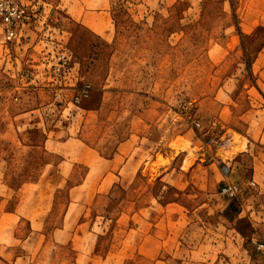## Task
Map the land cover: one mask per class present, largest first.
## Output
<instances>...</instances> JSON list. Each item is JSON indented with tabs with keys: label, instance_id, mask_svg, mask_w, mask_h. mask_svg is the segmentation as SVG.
Returning a JSON list of instances; mask_svg holds the SVG:
<instances>
[{
	"label": "rangeland",
	"instance_id": "1",
	"mask_svg": "<svg viewBox=\"0 0 264 264\" xmlns=\"http://www.w3.org/2000/svg\"><path fill=\"white\" fill-rule=\"evenodd\" d=\"M15 1L29 18L11 41L0 21V130L3 119L32 104L53 105L52 116L74 130L73 90L81 87L87 97L93 82L96 102L102 89L110 93L103 117L90 122L84 137L114 149L135 135L140 162L153 154L159 160L149 181L145 171L130 184L127 170L118 186L109 177L100 192L71 193L82 196V206L75 200L71 209L63 206L68 194L62 191L38 193L46 204L56 194L48 222L1 224L0 264H158L162 258L150 253L160 249L159 233L166 230L159 218L175 215L183 217L177 227L185 247L195 250L192 261L257 264L251 240L264 242V0ZM93 66L103 78L82 81L81 72ZM122 90L152 100L135 101L117 93ZM134 114L153 126L128 129ZM181 153L189 156L184 172L194 162L203 170L210 163L211 175H200L209 190L177 192L159 184V170H170ZM238 160L244 169L231 177L228 168ZM16 164L8 163L14 170ZM102 170L89 174V188ZM80 179L73 175L72 182ZM229 184L239 188L233 199L222 195ZM175 200L183 203L181 215L156 205Z\"/></svg>",
	"mask_w": 264,
	"mask_h": 264
},
{
	"label": "crops",
	"instance_id": "2",
	"mask_svg": "<svg viewBox=\"0 0 264 264\" xmlns=\"http://www.w3.org/2000/svg\"><path fill=\"white\" fill-rule=\"evenodd\" d=\"M97 78H103V75L99 74L94 66L90 69V72H81L82 81L97 80ZM88 86L90 87V91L87 97L81 96V87L73 90V92L78 94V104L71 115V120L78 121V127L74 130L71 123L69 124L70 121L67 123V121L58 119L57 114L56 116H52L53 105L32 104L27 108L20 106L15 110V113L11 114L12 118L6 119L4 117L5 119L1 121L0 225L16 221L21 224H30L33 228L34 224L47 223L48 215L52 213L51 208L55 206L56 194L47 195V198L53 197V200L51 199L52 204H48L49 202L46 204L44 200L41 201L39 199L38 193H57L61 191L67 193V203L63 206L71 209L73 207V200L79 202L78 206H82V196H78V200L75 199L77 193H83L87 190L100 192L104 189V184L109 177L117 179L118 186L126 175L127 170L129 171L128 177L132 178L130 184L139 179V176H144L145 171L150 172L147 175V181L153 176L151 170L153 165L158 162L159 155H149L143 162H140L138 158L140 147H138L139 142L137 141L139 137L135 139V135H130V139H121L117 142L114 149L110 147L105 149L99 148L96 145V141H88L84 137L85 131L89 127V124H91L90 122L96 121L98 115L103 117V111L107 109L105 100L108 96L107 94L110 93L102 89L101 99L99 102H96L92 94L97 92V85L92 82ZM117 93L130 95L135 101L140 97L145 100H152L146 94L134 90H122L117 91ZM87 101H89L88 104H86ZM61 109L60 107L59 111ZM1 116L0 118H2ZM89 119H92V121ZM99 124L105 125L109 124V122L101 121ZM152 126L153 122L150 119H145L143 114H134L128 123V129H133V131L141 127L151 128ZM158 126L160 128L167 127L164 124L161 125V122H158ZM117 128H121V126L117 125ZM123 128H125V125H123ZM41 133L42 135L40 136ZM40 145H42L43 149L41 154L35 152L37 148H41ZM126 147L127 153L124 154L123 149ZM14 148L16 151L13 156L9 151ZM162 157L164 159L167 158L163 155ZM187 160H189L187 154H177L173 160L174 166L170 170H159V184L169 191L177 192H182L185 186L192 192L209 190L211 183L202 182L200 179L201 170H203L202 167L204 165L201 166L199 162H194L192 167L187 172H184L183 166ZM10 161L17 162L15 170L12 166L8 165ZM18 165L21 166L18 167ZM210 167L209 163L207 170L206 168L203 170L208 172V176L211 175L209 171ZM99 168H104V170L98 173L100 179L89 188L87 177L91 172H98L96 169ZM242 169L244 168L239 160L231 162L228 174L233 177L235 172H239ZM73 175L80 176V181L75 180L73 183ZM11 176L16 177L15 184L10 181ZM29 176H36V178L31 182H27V180L24 182L25 177ZM111 185L112 189L116 188V184L112 183ZM73 192L76 193L75 198L71 194ZM28 202H31V205H28ZM156 202V205L162 209L161 212H165L169 208H177L180 213L181 209H185L183 203L177 200L172 202ZM28 206H30L29 209L27 208ZM25 208H27L26 211ZM182 218L177 215L172 218L160 216L159 219H161V223H165L166 230L159 233L160 249L157 250L153 247L150 253L151 256H160L162 258L158 264H200L198 261H192L195 250L191 249V247H185L182 232L179 233L180 229L177 227V223H180ZM31 234L34 235L35 233L32 231ZM28 238L30 239V237ZM190 253H192V257ZM16 259L19 260L20 257L18 256Z\"/></svg>",
	"mask_w": 264,
	"mask_h": 264
},
{
	"label": "built area",
	"instance_id": "3",
	"mask_svg": "<svg viewBox=\"0 0 264 264\" xmlns=\"http://www.w3.org/2000/svg\"><path fill=\"white\" fill-rule=\"evenodd\" d=\"M26 8L15 0H0V21L5 28L6 38L11 41L16 37L17 28L28 20ZM78 100V99H77ZM237 185L229 184L222 190V195L228 198L238 196ZM259 253L261 260L257 264H264V242H259L255 237L251 240Z\"/></svg>",
	"mask_w": 264,
	"mask_h": 264
},
{
	"label": "bare ground",
	"instance_id": "4",
	"mask_svg": "<svg viewBox=\"0 0 264 264\" xmlns=\"http://www.w3.org/2000/svg\"><path fill=\"white\" fill-rule=\"evenodd\" d=\"M236 197V196H235Z\"/></svg>",
	"mask_w": 264,
	"mask_h": 264
}]
</instances>
